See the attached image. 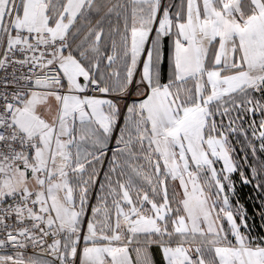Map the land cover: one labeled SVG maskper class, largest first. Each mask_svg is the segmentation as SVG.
<instances>
[{
  "label": "snow or ice",
  "instance_id": "1",
  "mask_svg": "<svg viewBox=\"0 0 264 264\" xmlns=\"http://www.w3.org/2000/svg\"><path fill=\"white\" fill-rule=\"evenodd\" d=\"M0 264H264V0H0Z\"/></svg>",
  "mask_w": 264,
  "mask_h": 264
},
{
  "label": "trees",
  "instance_id": "2",
  "mask_svg": "<svg viewBox=\"0 0 264 264\" xmlns=\"http://www.w3.org/2000/svg\"><path fill=\"white\" fill-rule=\"evenodd\" d=\"M237 151H239V148H237ZM250 188H251L250 185L247 186V187H244V188H240V187L238 186V191H239V194H240L242 200L248 197V193H249V191H250ZM249 203H251L250 200H249ZM157 259L159 260V257H157Z\"/></svg>",
  "mask_w": 264,
  "mask_h": 264
},
{
  "label": "rangeland",
  "instance_id": "3",
  "mask_svg": "<svg viewBox=\"0 0 264 264\" xmlns=\"http://www.w3.org/2000/svg\"><path fill=\"white\" fill-rule=\"evenodd\" d=\"M237 152H239V151H237ZM217 167H219V165H217Z\"/></svg>",
  "mask_w": 264,
  "mask_h": 264
}]
</instances>
